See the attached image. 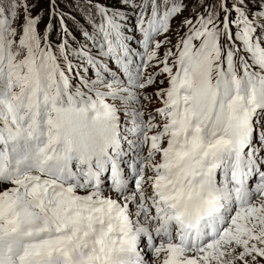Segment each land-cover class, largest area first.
<instances>
[{"label": "snow or ice", "instance_id": "6c2138e0", "mask_svg": "<svg viewBox=\"0 0 264 264\" xmlns=\"http://www.w3.org/2000/svg\"><path fill=\"white\" fill-rule=\"evenodd\" d=\"M64 3L0 0V264H264V0Z\"/></svg>", "mask_w": 264, "mask_h": 264}, {"label": "trees", "instance_id": "16d2710c", "mask_svg": "<svg viewBox=\"0 0 264 264\" xmlns=\"http://www.w3.org/2000/svg\"><path fill=\"white\" fill-rule=\"evenodd\" d=\"M64 10L67 11V12L75 14L73 6H72V0H65ZM53 39H55V36L53 37Z\"/></svg>", "mask_w": 264, "mask_h": 264}, {"label": "rangeland", "instance_id": "374dc122", "mask_svg": "<svg viewBox=\"0 0 264 264\" xmlns=\"http://www.w3.org/2000/svg\"><path fill=\"white\" fill-rule=\"evenodd\" d=\"M176 22H174V25H175Z\"/></svg>", "mask_w": 264, "mask_h": 264}]
</instances>
